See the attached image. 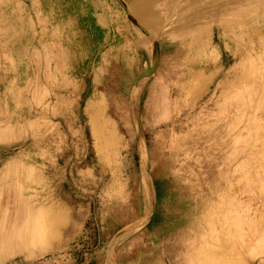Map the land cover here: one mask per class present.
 Masks as SVG:
<instances>
[{
    "label": "rangeland",
    "instance_id": "rangeland-1",
    "mask_svg": "<svg viewBox=\"0 0 264 264\" xmlns=\"http://www.w3.org/2000/svg\"><path fill=\"white\" fill-rule=\"evenodd\" d=\"M0 264H264V0H0Z\"/></svg>",
    "mask_w": 264,
    "mask_h": 264
},
{
    "label": "water",
    "instance_id": "water-1",
    "mask_svg": "<svg viewBox=\"0 0 264 264\" xmlns=\"http://www.w3.org/2000/svg\"><path fill=\"white\" fill-rule=\"evenodd\" d=\"M141 30L142 31H144L146 34H148L149 35V33L145 30V29H143V28H141ZM155 47H156V52H155V57H154V61H153V64H152V66H151V68L150 69H148V70H146V71H144V72H142V73H140L134 80H133V83H132V88L143 78V77H146V76H149V75H151L154 71H155V69H156V67H157V65H158V62H159V55H160V52H159V43H158V41L155 39ZM135 113H136V115H137V118L139 119V115H138V112H137V109L135 108ZM126 231H121L120 233H118L117 235H116V237L113 239V241H115L117 238H119L121 235H123L124 233H125Z\"/></svg>",
    "mask_w": 264,
    "mask_h": 264
},
{
    "label": "bare ground",
    "instance_id": "bare-ground-1",
    "mask_svg": "<svg viewBox=\"0 0 264 264\" xmlns=\"http://www.w3.org/2000/svg\"><path fill=\"white\" fill-rule=\"evenodd\" d=\"M45 223V222H44ZM44 223H41L40 222V225L38 226V225H36V227L38 226L39 228L38 229H36L35 227H33V228H35L36 230L34 231V233H33V238L34 239H37V238H39V237H42V236H45L47 233H48V229H49V226L48 225H44ZM34 224V223H33ZM36 224V223H35ZM46 224V223H45ZM48 224V223H47ZM50 224H52V223H50ZM53 224H55V223H53ZM52 224V225H53ZM56 225V224H55ZM54 226V225H53ZM52 226V227H53ZM52 227L50 226V228L52 229ZM54 228V227H53ZM34 230V229H33ZM55 230V229H54ZM49 231H52V230H50L49 229ZM49 233H51V232H49ZM52 234V233H51ZM51 234H48L49 236L51 235ZM24 235H25V233H21V234H19V237H20V240L22 241V242H24V241H26L25 240V238H24ZM48 235H47V237H48ZM25 237H26V235H25ZM43 238V237H42ZM45 240H47L46 239V236H45V238H44ZM44 239H42V240H44ZM19 240V241H20ZM41 240V239H40ZM35 241V240H34ZM37 241V240H36ZM27 242V241H26Z\"/></svg>",
    "mask_w": 264,
    "mask_h": 264
}]
</instances>
